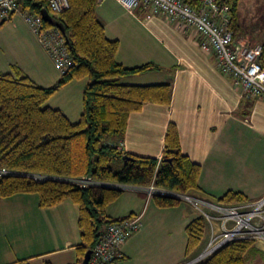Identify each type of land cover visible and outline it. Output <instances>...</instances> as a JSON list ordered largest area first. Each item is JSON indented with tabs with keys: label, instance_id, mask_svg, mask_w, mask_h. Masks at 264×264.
I'll list each match as a JSON object with an SVG mask.
<instances>
[{
	"label": "crops",
	"instance_id": "crops-1",
	"mask_svg": "<svg viewBox=\"0 0 264 264\" xmlns=\"http://www.w3.org/2000/svg\"><path fill=\"white\" fill-rule=\"evenodd\" d=\"M95 16L106 38L118 43V64L156 67L120 83L172 88L169 105L146 103L129 115L124 137L114 144L117 150L159 160L173 124L181 153L200 167L197 197L216 201L237 192L256 201L264 196V99L235 88L215 56L201 50L197 34L165 15H153L141 4L128 11L118 0H102ZM262 38L235 40L260 45ZM16 71L43 88L54 86L62 75L19 12L0 26V75L15 77ZM84 85L79 80L60 87L47 105L76 123ZM144 188L128 186L106 210L112 219L138 216L140 224L120 248L121 258L111 264H184L201 252L206 234L187 257L185 227L196 215L184 204L159 207ZM77 218L78 208L68 199L41 208L35 195L0 198V264H75ZM244 261L264 264V244L251 243Z\"/></svg>",
	"mask_w": 264,
	"mask_h": 264
},
{
	"label": "trees",
	"instance_id": "trees-1",
	"mask_svg": "<svg viewBox=\"0 0 264 264\" xmlns=\"http://www.w3.org/2000/svg\"><path fill=\"white\" fill-rule=\"evenodd\" d=\"M182 1L194 9L200 7L199 0ZM216 1L228 8L235 39L238 0ZM96 5L97 0H68L64 12L51 15L66 31L64 47L72 63L54 86L39 87L17 71L15 77L0 75V169L27 174L1 175L0 198L35 195L41 208L54 207L66 199L75 204L80 233L75 264H82L85 253L92 251L107 225L125 219H112L106 213L122 190L111 186L82 187L55 178L91 179L121 186L154 185L167 192L194 196L199 193L200 167L181 153L178 131L173 124L167 127L160 161L125 154L114 146L125 135L129 115L140 111L146 103L169 105L172 88L170 84L120 83L122 78L156 67L125 68L117 63L118 43L106 38L95 16ZM42 9L51 14L45 0H17V10L10 16L15 12L40 16ZM41 25L43 29L55 28L43 20ZM260 46L258 60L264 68V37ZM79 80L85 81L82 109L78 121L71 123L47 102L60 87ZM124 156L127 158L123 159ZM35 174L46 177H34ZM152 197L159 207L181 204L171 195ZM216 201L233 204L246 199L237 192H227ZM185 232L188 257L204 239L201 218H192ZM251 243L229 244L199 264H245L244 255Z\"/></svg>",
	"mask_w": 264,
	"mask_h": 264
},
{
	"label": "built area",
	"instance_id": "built-area-1",
	"mask_svg": "<svg viewBox=\"0 0 264 264\" xmlns=\"http://www.w3.org/2000/svg\"><path fill=\"white\" fill-rule=\"evenodd\" d=\"M45 1L53 13L60 14L68 8V0ZM118 2L128 11L141 4L149 9L151 14L165 15L170 22L183 26L186 31L192 30L198 36L201 50L215 56L219 69L232 78L235 88L242 89L248 96L264 99V68L258 60L261 46L234 39L230 14L226 6H220L216 0H199L200 7L197 9L182 0H118ZM16 10L17 0H0V24ZM21 16L39 44L49 54L55 67L64 73L72 63L60 31L55 28L43 29L39 15L23 12ZM79 181L84 182L85 179ZM79 181L76 180L75 183L82 187L88 186L78 183ZM146 193L148 197L170 195L165 190H156L154 185L146 188ZM175 199L201 218L207 238L201 252L184 264H199L237 241L264 244V196L256 201L233 204L209 201L191 194H179ZM139 228L138 216L107 225L102 237L91 251L88 264H111L120 259V248Z\"/></svg>",
	"mask_w": 264,
	"mask_h": 264
},
{
	"label": "rangeland",
	"instance_id": "rangeland-1",
	"mask_svg": "<svg viewBox=\"0 0 264 264\" xmlns=\"http://www.w3.org/2000/svg\"><path fill=\"white\" fill-rule=\"evenodd\" d=\"M51 15H56L57 13L50 12ZM236 37H242L243 35H248L253 39H258V36L264 37V0H238L237 11H236ZM260 39V38H259ZM81 113V112H80ZM120 163L117 166L120 167ZM115 169V168H114ZM0 173L2 175H27L26 173H20L9 170L0 169ZM33 177V176H32ZM34 177H46L41 175H34ZM49 177V176H48ZM60 179L66 182L79 181L82 178H55ZM78 183H82L84 185H88L91 187H117L121 190L128 188V185L121 186L115 184H109L106 182H101L97 180L85 179L84 182L79 181ZM121 187V188H120ZM139 187V186H138ZM148 188V187H145ZM144 190L146 191V189ZM156 190H162L160 188L155 187ZM167 192V191H165ZM170 195H173L175 198L179 196L180 193L176 192H167ZM198 251V250H197ZM195 255V254H194ZM194 257V256H193Z\"/></svg>",
	"mask_w": 264,
	"mask_h": 264
},
{
	"label": "water",
	"instance_id": "water-1",
	"mask_svg": "<svg viewBox=\"0 0 264 264\" xmlns=\"http://www.w3.org/2000/svg\"><path fill=\"white\" fill-rule=\"evenodd\" d=\"M40 17L44 22H46L51 27H55L56 29H58L60 33L62 34V36L64 37V39L67 41V34H66V31L63 25L58 20H56L53 16H51V14H49V12L46 9H42L40 11ZM126 158H127L126 156L123 157V159H126ZM90 256H91V250H88L84 255L82 264H88Z\"/></svg>",
	"mask_w": 264,
	"mask_h": 264
}]
</instances>
